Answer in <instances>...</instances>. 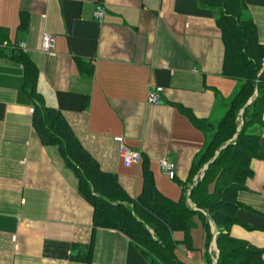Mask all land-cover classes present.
<instances>
[{
  "label": "crops",
  "instance_id": "0c3cea01",
  "mask_svg": "<svg viewBox=\"0 0 264 264\" xmlns=\"http://www.w3.org/2000/svg\"><path fill=\"white\" fill-rule=\"evenodd\" d=\"M226 9L210 0H0V27L7 41L27 43L23 52L38 71L35 94L62 111L103 171L135 197L147 162L158 188L176 199L160 161L175 162V177H167L179 196L181 183L190 193L208 167L194 174L211 135L195 121L217 127L246 82L224 73L219 20ZM234 10L264 44V0H239ZM45 33L55 38L51 52L42 49ZM25 78L23 63L0 56V264H151L123 232L95 225L77 171L33 126L37 102ZM151 86L164 89L157 104L148 102ZM248 131L260 135L258 155L237 195L242 224L230 234L264 258V113ZM115 137L141 153L140 164H125Z\"/></svg>",
  "mask_w": 264,
  "mask_h": 264
},
{
  "label": "trees",
  "instance_id": "16d2710c",
  "mask_svg": "<svg viewBox=\"0 0 264 264\" xmlns=\"http://www.w3.org/2000/svg\"><path fill=\"white\" fill-rule=\"evenodd\" d=\"M210 1L224 2L227 6L226 13L219 20L226 47L224 73L242 77L246 82L232 99L214 132L207 124L195 121L211 135L194 167V174L199 173L204 165L208 167L202 178L196 182L192 180L190 193V187L181 183L182 195L178 200L166 196L158 188L147 162L143 167L142 190L137 196H130L117 174L100 168L62 111L48 106L40 95L35 94L38 71L23 50L0 49V56L25 65V91L37 102L33 126L41 141L57 144L67 166L77 171L81 193L94 207L95 225L123 232L137 244L151 264H186L178 258L176 249L179 243L189 250L193 248L191 232L196 225V216L203 220L208 262L211 261L208 246L213 236L209 222L213 221L220 231L217 264H264L263 250L230 234L231 227L241 223L236 215L241 206L237 201L238 191L245 187L252 173L250 162L258 155L260 135L248 129L261 122L264 113V44L259 43L251 20L241 19L240 13L234 10L239 0ZM24 26V16H21L20 28ZM6 31L0 27V43L8 40ZM85 64L84 61L79 63L82 69ZM211 185H214L212 191ZM175 231H183L184 238L175 239ZM238 258L242 260L234 262Z\"/></svg>",
  "mask_w": 264,
  "mask_h": 264
},
{
  "label": "built area",
  "instance_id": "2783aa9c",
  "mask_svg": "<svg viewBox=\"0 0 264 264\" xmlns=\"http://www.w3.org/2000/svg\"><path fill=\"white\" fill-rule=\"evenodd\" d=\"M106 13L105 7L103 5H96L95 9V19L99 22H103L104 15ZM55 38L54 36L45 33L43 35L42 41V49L45 52H51L54 50ZM18 48L21 50H26L27 43L24 41L18 42H9L4 41L0 43V49H12ZM163 88L161 86H151L148 90V102L152 104H157L160 102L161 93L163 92ZM115 141L119 144L118 151L120 155L123 157L124 162L127 166H131L132 164H140L142 160V155L140 152L133 150L130 147H127L122 137H115ZM162 170L164 173L169 176L170 178H174L176 174V165L169 158H164L160 161ZM214 244V243H213ZM211 255V261L205 262V264H217L218 257L213 251V245L211 248L208 249ZM189 257H192V253L188 252Z\"/></svg>",
  "mask_w": 264,
  "mask_h": 264
},
{
  "label": "rangeland",
  "instance_id": "374dc122",
  "mask_svg": "<svg viewBox=\"0 0 264 264\" xmlns=\"http://www.w3.org/2000/svg\"><path fill=\"white\" fill-rule=\"evenodd\" d=\"M223 117H224V115H222L221 119ZM215 124H218V122H216ZM207 127H208V125H207ZM209 128L214 132L217 127L215 126V128H211V127H209ZM162 180L168 184H171L175 188H177L178 194L174 195V197L176 196L175 197L176 199H174V200L180 199L181 195L179 196V185H178V183L175 180L169 179L165 175H162ZM212 190H214V185H212V187H211V191ZM205 217H208L207 214H205ZM195 222H196V225L193 227L192 232H191V234H192V247H193L191 249L192 250V257H189L188 248L184 244L179 243V245L176 249V254H177L178 258L186 264H204V252L206 251V239H205L206 236L204 233V224H203V220L199 216H196ZM209 223H210L212 234H213L212 240H211V242L214 243L213 244V251L218 257L219 256V246H218L217 236L219 235L220 231L217 228V226L214 224L213 221H210ZM213 229H214V231H213ZM184 236H185V233L183 231H175L174 232V238L177 240H182L184 238ZM240 260H242V259L238 258L234 262H238Z\"/></svg>",
  "mask_w": 264,
  "mask_h": 264
},
{
  "label": "water",
  "instance_id": "95a60500",
  "mask_svg": "<svg viewBox=\"0 0 264 264\" xmlns=\"http://www.w3.org/2000/svg\"><path fill=\"white\" fill-rule=\"evenodd\" d=\"M207 169V167L205 168V170ZM205 170H204V172H205ZM204 174V173H203Z\"/></svg>",
  "mask_w": 264,
  "mask_h": 264
}]
</instances>
